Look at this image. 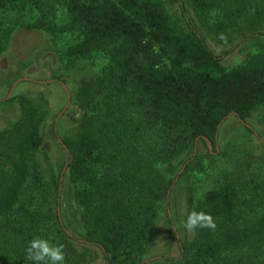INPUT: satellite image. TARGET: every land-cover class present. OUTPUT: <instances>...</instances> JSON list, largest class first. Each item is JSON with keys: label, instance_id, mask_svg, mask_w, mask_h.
<instances>
[{"label": "trees", "instance_id": "trees-1", "mask_svg": "<svg viewBox=\"0 0 264 264\" xmlns=\"http://www.w3.org/2000/svg\"><path fill=\"white\" fill-rule=\"evenodd\" d=\"M184 1L218 43L225 44L236 27L257 37V47L226 68L220 56L231 48L214 54L184 16ZM184 1L167 0L179 5L178 17L165 0H59L58 16L43 0H0V52L20 27L59 42L58 57L68 67L101 60L96 76L74 91L81 110L77 130L60 144L81 242L96 246L104 264L141 262L159 202L173 181L160 166L197 152L199 142L209 156L206 143L215 149L228 116L245 121L261 108L264 125V0ZM41 146L32 107L13 127L0 129V264H33L26 248L36 237L63 244L66 264H83L85 254L71 246L59 223V174L41 176L32 160ZM196 158H187L182 171L193 168ZM252 186V194L261 189L259 182ZM246 195L224 174L196 202L188 198L189 213L210 214L216 228L178 241L173 264H256L252 258L264 244V200L254 214L246 209L252 195Z\"/></svg>", "mask_w": 264, "mask_h": 264}, {"label": "rangeland", "instance_id": "rangeland-1", "mask_svg": "<svg viewBox=\"0 0 264 264\" xmlns=\"http://www.w3.org/2000/svg\"><path fill=\"white\" fill-rule=\"evenodd\" d=\"M43 1L54 6L56 16L61 13L59 0ZM165 6L170 13L181 17L178 4L165 0ZM183 7L184 16L214 54L219 55L231 48L220 56L226 68L241 63L245 55L257 47V37H247L249 33L238 32L236 27L225 44L218 43L185 1ZM259 31L264 32V24ZM59 47V42H54L44 31L13 29L0 52V129L13 127L21 118L23 109L32 107L42 135V146L34 150L32 160L41 176L48 178L51 174H59L56 198L59 223L70 236L71 246L77 253L85 254L83 264H104L96 246L81 242L79 208L72 199L71 185L64 176L67 154L60 144L61 138L71 137L77 130L76 120L81 110L73 98L74 91L82 80L96 76L101 60H78L68 67L58 57ZM23 77L29 80L21 79ZM57 81L64 85L68 99ZM260 112L261 108L254 110L242 122L228 116L218 127L215 149L208 148L209 156L206 155V147L199 142L197 152L178 157L169 166L159 167L162 174L173 181L165 198L159 202L158 215L148 230L141 264H173L174 259L179 258L178 241L185 243L193 236L181 226L189 213L188 198L193 204L224 174L235 180L246 196L252 195L247 210L257 214L262 209L258 203L264 200V125L260 121ZM244 125L253 133L247 132ZM196 153L199 165L195 163L193 168L183 172L185 160L192 159ZM254 182H259L261 189L252 194L248 190H252ZM263 259L264 244L261 243L252 260L256 264H264Z\"/></svg>", "mask_w": 264, "mask_h": 264}, {"label": "clouds", "instance_id": "clouds-1", "mask_svg": "<svg viewBox=\"0 0 264 264\" xmlns=\"http://www.w3.org/2000/svg\"><path fill=\"white\" fill-rule=\"evenodd\" d=\"M221 40L226 38L221 35ZM181 226L189 233L194 234L197 229L215 230L216 223L214 218L204 211H191ZM26 259L33 264H66L64 245L51 244L49 240L42 237L32 239L26 248Z\"/></svg>", "mask_w": 264, "mask_h": 264}, {"label": "water", "instance_id": "water-1", "mask_svg": "<svg viewBox=\"0 0 264 264\" xmlns=\"http://www.w3.org/2000/svg\"><path fill=\"white\" fill-rule=\"evenodd\" d=\"M21 79H23V80H29V78H27V77H23V78H21ZM21 79H19V80H21ZM17 82V80L12 84V86H11V88L15 85V83ZM60 85L62 86V88L64 89V91L66 92V90H65V87H64V85L60 82ZM66 96H67V99H68V93L66 92ZM242 122V121H241ZM206 145L208 146V148H210V145H209V143L207 142L206 143ZM61 146H63L64 147V145L63 144H61ZM66 166V163L64 164V166H63V168ZM141 264V263H140Z\"/></svg>", "mask_w": 264, "mask_h": 264}, {"label": "flooded vegetation", "instance_id": "flooded-vegetation-1", "mask_svg": "<svg viewBox=\"0 0 264 264\" xmlns=\"http://www.w3.org/2000/svg\"><path fill=\"white\" fill-rule=\"evenodd\" d=\"M57 82H58L59 85H60V81H57ZM60 86H61V85H60ZM61 87H62V86H61ZM63 90H64V89H63ZM64 92H65V91H64ZM65 94H66V92H65ZM67 103H68V101L66 100V105H67ZM66 105L60 110V113L64 111Z\"/></svg>", "mask_w": 264, "mask_h": 264}]
</instances>
